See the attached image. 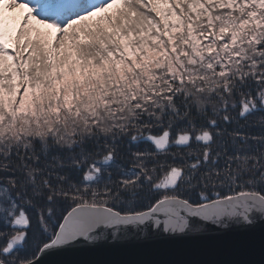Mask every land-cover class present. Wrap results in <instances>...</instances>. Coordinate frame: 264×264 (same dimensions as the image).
<instances>
[{"label": "snow or ice", "instance_id": "obj_1", "mask_svg": "<svg viewBox=\"0 0 264 264\" xmlns=\"http://www.w3.org/2000/svg\"><path fill=\"white\" fill-rule=\"evenodd\" d=\"M0 264H264V0H0Z\"/></svg>", "mask_w": 264, "mask_h": 264}]
</instances>
